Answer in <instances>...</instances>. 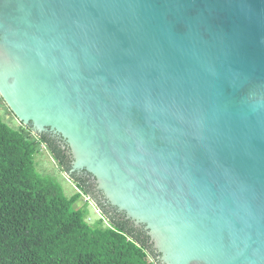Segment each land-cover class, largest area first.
I'll return each instance as SVG.
<instances>
[{
	"label": "water",
	"instance_id": "obj_1",
	"mask_svg": "<svg viewBox=\"0 0 264 264\" xmlns=\"http://www.w3.org/2000/svg\"><path fill=\"white\" fill-rule=\"evenodd\" d=\"M0 98L162 264H264V0H0Z\"/></svg>",
	"mask_w": 264,
	"mask_h": 264
},
{
	"label": "trees",
	"instance_id": "obj_2",
	"mask_svg": "<svg viewBox=\"0 0 264 264\" xmlns=\"http://www.w3.org/2000/svg\"><path fill=\"white\" fill-rule=\"evenodd\" d=\"M42 148L78 192L67 197L56 177L37 171L34 158ZM72 162L59 136L22 122L13 127L0 117V264H162L146 231L96 199L92 177L73 171ZM83 194L101 209L94 223L76 207Z\"/></svg>",
	"mask_w": 264,
	"mask_h": 264
},
{
	"label": "rangeland",
	"instance_id": "obj_3",
	"mask_svg": "<svg viewBox=\"0 0 264 264\" xmlns=\"http://www.w3.org/2000/svg\"><path fill=\"white\" fill-rule=\"evenodd\" d=\"M9 111V108L5 103H0L1 119L13 127L18 126L20 124V121L13 115V113H9ZM34 159L37 171L43 175H51L56 177V179L62 186L64 194L67 197H70L74 193L78 192L74 181L60 169V167L57 165V163L45 148H42L40 153L37 154ZM92 193L96 197V199H98L97 195L94 192ZM96 199L83 194L81 199L76 204V207L86 209L87 215L85 218L89 223L98 221L102 216L101 209L98 207ZM102 225H108V220L106 218L102 220Z\"/></svg>",
	"mask_w": 264,
	"mask_h": 264
},
{
	"label": "flooded vegetation",
	"instance_id": "obj_4",
	"mask_svg": "<svg viewBox=\"0 0 264 264\" xmlns=\"http://www.w3.org/2000/svg\"><path fill=\"white\" fill-rule=\"evenodd\" d=\"M95 189H96V188H95ZM96 191L98 192V194H99V196H100L101 199L104 198V197L102 196V194H101L98 190H96ZM102 201L105 202L106 200L104 201V199H102ZM109 208H110V207H109Z\"/></svg>",
	"mask_w": 264,
	"mask_h": 264
}]
</instances>
